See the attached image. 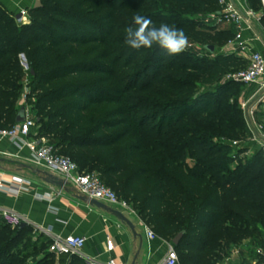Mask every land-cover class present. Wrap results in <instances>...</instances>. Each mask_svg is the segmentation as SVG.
I'll return each mask as SVG.
<instances>
[{
    "label": "trees",
    "instance_id": "1",
    "mask_svg": "<svg viewBox=\"0 0 264 264\" xmlns=\"http://www.w3.org/2000/svg\"><path fill=\"white\" fill-rule=\"evenodd\" d=\"M40 1L39 7L28 10L26 24H17L0 8V129L14 125L20 110L14 105L20 87L15 81L22 73L17 55L23 54L33 84L26 97L36 98L31 103L38 126L35 136L51 139L59 154L58 148H61L75 157L81 166L71 159L79 172L99 167L101 178L111 176V182L122 189L123 199L144 222L150 217L172 239L184 231L174 245L177 254L178 250L187 253L201 250L203 243L199 234L204 233L201 228L217 230L222 225L224 211L230 212L235 222L241 224L264 216L262 191L250 188L246 193H239L238 185L230 186L248 168H257L245 186L256 183L264 189L260 181L264 176V166L260 167L264 157L260 152L250 157L238 175L215 179L209 174L210 168L225 157L208 155V147L203 145L204 135L200 133L195 139L181 141L179 147L170 143L175 138L172 135L190 134L189 129L180 126L173 132L168 128L184 120L188 113L236 137L230 130L234 122L218 115L216 107L203 115L190 113L187 105L178 114V120L166 119L160 114L162 106L174 99L188 104L192 90L175 83L174 77L193 65L175 58L166 59V52L158 51L155 45L152 60L156 69L150 70L151 64L146 61L148 49L137 51L125 43V29L136 14L150 18L153 26L168 22L164 18H151L146 12L147 6L185 8L213 3L219 6L218 0ZM259 1L248 0V4L257 10ZM89 2L92 5L88 13L78 12ZM183 30L205 46L223 40L226 35H229L227 40L232 37L231 29L213 35L193 26ZM89 45L92 46L89 51L83 52ZM244 66L242 59L220 55L206 65L203 80L206 83L221 80L227 69ZM128 92L136 101L129 111L123 103ZM238 112L246 129L240 109ZM126 137L131 141L117 151L116 147ZM182 152H188L195 161L192 167L178 157ZM140 153L143 158L139 165H125ZM141 184L146 185V191L141 190ZM48 244L49 240L47 246L33 242L29 228L12 229L0 219V264H54L55 255L48 251ZM42 250L43 256L39 258ZM181 260L193 264L204 262L197 258Z\"/></svg>",
    "mask_w": 264,
    "mask_h": 264
},
{
    "label": "rangeland",
    "instance_id": "2",
    "mask_svg": "<svg viewBox=\"0 0 264 264\" xmlns=\"http://www.w3.org/2000/svg\"><path fill=\"white\" fill-rule=\"evenodd\" d=\"M38 1L41 5V1ZM91 5L92 2H89L81 9H78V12L88 13V11L91 9ZM219 9V6H217L215 3L204 7L199 4H194L185 8H176L173 6L159 4L147 6L146 12H148V15L152 16L151 18L153 19H166L168 21L167 24L170 26H175L181 29L186 26H193L197 29L208 31L213 35L218 31H225L229 29V26L226 24L220 25L219 27L213 25L212 19ZM160 24L161 23L155 26L159 27ZM262 33L264 40V29L262 30ZM187 36L189 38L190 46L184 52L178 55H167L166 59L175 58L181 63H190L193 65L184 70L182 74L174 77L175 83L188 87L192 90V93L189 96L188 104H185V102L182 101L180 102L179 99H174V101L169 102L168 105L162 106L160 114L165 115L166 119L178 120V114L182 109H184V107H187V105L190 109V113L201 112L203 115L211 113L212 107H216L218 115H224L227 119H230L232 123L234 122V124L230 127V130H232L236 137H232L230 133L221 132L219 128L212 122L192 117L188 113V116L184 120H178L177 125H169L168 128L172 129L173 132L175 131V128L177 129L179 128L178 126H180L182 128L189 129L188 131L190 134L185 137L172 135V137L175 138L171 139L170 143H172V145L175 147H179L181 141H186L187 139L191 138L195 139L201 133L205 136V142L203 145L204 147H208V155H210L211 158H216L219 156L225 157L220 160L219 164L210 168L209 174L211 177L214 176L215 179H224L226 176L228 177L231 175H238L240 169H243L247 161L251 159V156L249 158L242 159V161H235L232 158L233 153L237 152L238 149L246 147L248 148V146H246L248 142V134L246 133V129L241 125L240 114L238 112V109H240L239 98L245 91V86H240L239 84L233 83L227 84V82H223L222 79L212 83H206L203 80V71L206 65H208L210 61H213L220 55L227 56L224 53V45L229 35L224 36L223 40L221 41L208 43L209 46H213V51H209L206 48L205 45L207 44H202L193 40L189 35ZM154 46L148 49V54L146 57L147 63L151 64L150 70L156 69V63L152 60V57L155 53L153 50L156 47ZM90 47L92 46L89 45L83 48L82 51L86 53L89 51ZM158 51L164 50L158 48ZM17 59L22 67V73L15 81L17 86L20 87L18 91V99L14 105L18 109L24 108L28 110L30 115L35 117L36 112L32 109L31 103H34L36 98L34 97L28 100L26 97L29 95L33 86L29 80V68L27 65H25L26 59L23 54H18ZM234 68L235 67H231L227 69L226 74L234 72ZM135 102L136 101L131 92H128L124 95L123 103L128 111L131 110ZM62 124L65 125L66 122ZM37 129L38 126H36V130ZM46 140L47 142L54 144V141L51 139ZM232 140L239 141L238 148L232 145ZM130 141L131 138L126 137L124 141L116 147V150L120 151ZM58 150L62 155L68 156L76 161L75 157L70 155L68 152H64L61 148H58ZM178 155V157H181V159H183L187 165L192 167L195 164V161L190 158V154L188 152H182ZM142 158V153L137 154L134 158H132L131 162H128L125 165L135 167L139 165ZM76 163L81 166L79 162L76 161ZM238 164L241 165V168H237ZM263 166L264 162L260 164V167ZM223 167L225 168L221 172ZM226 168L229 169V172L226 170ZM256 170L257 168H248L247 173L242 175L241 178H236L235 181L231 182L230 186L234 187L235 185H238L239 193H246L250 188L254 191H262V193H264V189L259 187L256 183L245 186L250 174L256 172ZM98 171L99 167H95L93 170L87 172H95L100 177V173ZM82 172L86 171L84 170ZM100 179L104 184L113 189L120 198H124L122 189L117 187L115 183L111 182V176H105L103 178L100 177ZM260 181L264 184V176L260 177ZM140 188L143 192L147 189L145 184H141ZM222 221V225L217 230H213L208 227L201 228L204 231V233L201 235L199 234L200 240L203 243L201 250L190 253L178 250L180 257L178 264H193L191 262L181 260V258H197L204 261L202 264H238L242 263V261H245L247 264L251 262L262 261L264 259V216H259L257 220L252 221L249 224H241L240 222H235V217H231L230 212L224 211L222 213ZM145 223L153 230L155 234L166 238L168 242H172V238H170L171 236L163 234L162 230L153 219L149 217L146 219ZM40 253L43 255V250ZM62 259L63 258L55 257L54 262Z\"/></svg>",
    "mask_w": 264,
    "mask_h": 264
},
{
    "label": "built area",
    "instance_id": "3",
    "mask_svg": "<svg viewBox=\"0 0 264 264\" xmlns=\"http://www.w3.org/2000/svg\"><path fill=\"white\" fill-rule=\"evenodd\" d=\"M259 2V8L256 10L248 4V0H218L220 9L212 19L214 26L226 24L232 30V37L225 42L224 53L245 61L244 67L225 74L222 78L223 82L245 86V91L239 98V106L248 134L246 145L248 148H241L234 152L232 158L235 161L249 158L255 152H260L264 157V40L262 33L264 0ZM15 21L17 24L28 23V10H21L15 17ZM35 135V118L26 109L22 122L0 129V139L22 142L30 153L27 159L31 164L48 173L59 175L63 182L72 185L79 195L106 203L121 212L137 213L130 203L104 184L97 173L79 172L77 164L70 157L59 154L45 138H37ZM231 143L238 148L239 141L232 140ZM12 182L17 183V186L9 187L7 190L15 194L24 189L25 184L28 183L21 177H13ZM0 187L7 186L0 182ZM0 219L11 228H16L25 221L22 215L6 208H0ZM142 224L146 236L150 239L156 238L153 230L145 223ZM41 232L49 237L48 251L56 257L78 256L83 264H102L83 255L82 249L85 243L83 236L50 235L47 230H41ZM105 247L109 252L113 250L114 245L110 238H106ZM178 262V254L173 243H168L162 264H178ZM104 264L118 263L115 259H108ZM247 264H264V261Z\"/></svg>",
    "mask_w": 264,
    "mask_h": 264
},
{
    "label": "crops",
    "instance_id": "4",
    "mask_svg": "<svg viewBox=\"0 0 264 264\" xmlns=\"http://www.w3.org/2000/svg\"><path fill=\"white\" fill-rule=\"evenodd\" d=\"M34 2L0 0V8L15 19L21 10L32 8ZM29 157L30 153L22 142L0 139V182L7 186L0 187V208L11 209L23 216V227L30 229L33 242L47 246L49 237L41 230L49 231L50 235H80L85 238L83 255L102 264L108 259H115L118 264H162L167 245L172 242L157 234L154 239L148 238L142 224L145 222L137 213L122 212L133 223L139 236L133 235L125 223L106 211L81 200L72 185L45 182L43 173L46 171L31 164ZM52 175L61 179L59 175ZM13 177L28 181L18 194L7 190L17 186L12 182ZM106 238H110L114 245L110 252L105 247ZM42 256L39 254L38 257ZM56 258L63 259L54 264H83L78 256Z\"/></svg>",
    "mask_w": 264,
    "mask_h": 264
},
{
    "label": "clouds",
    "instance_id": "5",
    "mask_svg": "<svg viewBox=\"0 0 264 264\" xmlns=\"http://www.w3.org/2000/svg\"><path fill=\"white\" fill-rule=\"evenodd\" d=\"M125 43L130 49H150L154 45L164 50L167 55L174 56L184 52L189 46V38L185 31L167 23L159 27L153 26L150 18L136 14L132 23L125 29Z\"/></svg>",
    "mask_w": 264,
    "mask_h": 264
},
{
    "label": "water",
    "instance_id": "6",
    "mask_svg": "<svg viewBox=\"0 0 264 264\" xmlns=\"http://www.w3.org/2000/svg\"><path fill=\"white\" fill-rule=\"evenodd\" d=\"M40 6V3L38 0L35 1L34 3V6L33 7H39ZM206 48L209 50V51H213V46H206ZM26 65V64H25ZM25 118V109L24 108H21L15 118V123H19V122H22ZM44 177H43V180L47 183H50V184H55V185H59V186H62L64 184L63 180L62 179H59L57 178L56 176L52 175L51 173H48V172H44ZM81 200L83 201H86L88 202L90 205L92 206H95L96 208L98 209H102L104 211H106L107 213H109L110 215H112L113 217H115L116 219H118L119 221L125 223L129 229L131 230V232L133 233V235L135 236H139V234L136 233L135 231V226L133 225V223L121 212L119 211L118 209H115L113 207H110L100 201H97L95 199H90V198H87L85 196H80L79 197ZM24 224L23 223H20L18 225V228H21L23 227ZM184 234V231H181L180 233H178L173 239H172V243L173 245H177L179 240L181 239V237L183 236ZM134 264V263H133Z\"/></svg>",
    "mask_w": 264,
    "mask_h": 264
}]
</instances>
